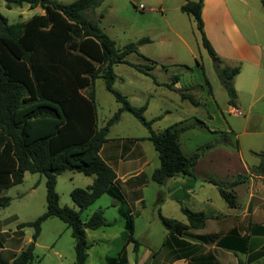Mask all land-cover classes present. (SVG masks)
Instances as JSON below:
<instances>
[{
    "label": "trees",
    "instance_id": "16d2710c",
    "mask_svg": "<svg viewBox=\"0 0 264 264\" xmlns=\"http://www.w3.org/2000/svg\"><path fill=\"white\" fill-rule=\"evenodd\" d=\"M7 7L28 5L40 7L41 15L25 22L10 24L0 12V195L24 182L26 173L40 174L46 179V211L33 222L21 223L18 229L34 228L32 241L17 255L11 264H34L35 244L42 225L49 219H58L70 230L75 241V264H86L90 244L86 230H98L108 226L103 210L93 213L86 221L82 212L101 196L108 194L122 200L113 169L101 158L100 151L108 142L110 128L119 122L123 113L135 117L148 131V140L158 153L160 165L153 172L152 180L163 185L178 176H193L200 153L186 155L181 149L180 135L185 130L173 125L161 132L152 129V121L146 119V105L136 108L128 98L114 89V67L127 64L150 77L155 66L134 64L127 60L131 54H139L145 38L119 50L116 42L101 27V20L91 17L90 12L101 7L105 0H76L64 4L58 0H4ZM204 0H186L181 11L191 17L200 33L202 45L215 59L218 77L227 91L229 104L235 106L237 93L233 79L238 68L222 67L217 54L204 32L202 9ZM264 7V0H262ZM105 81L120 108L103 127L98 126L95 84ZM206 80V79H205ZM206 84L209 86L208 81ZM170 87V86H168ZM183 100L198 106L195 97L182 93ZM252 174L264 177V154ZM64 172L94 176L92 185L76 188L70 197L78 206L75 211L60 205L57 193L58 176ZM222 199L230 208L236 207L233 187H226L212 180ZM236 181L234 184H239ZM234 186V185H233ZM10 198L0 197V207L9 206ZM188 224L159 215L168 232L164 246L174 239L195 238L190 231L204 228L209 217L182 206ZM127 242L138 250L134 238L133 219L127 218ZM264 232V226L259 227ZM1 264V262H0ZM109 264H127L125 248L117 259ZM239 264H247L239 260ZM256 264H264V261Z\"/></svg>",
    "mask_w": 264,
    "mask_h": 264
},
{
    "label": "rangeland",
    "instance_id": "374dc122",
    "mask_svg": "<svg viewBox=\"0 0 264 264\" xmlns=\"http://www.w3.org/2000/svg\"><path fill=\"white\" fill-rule=\"evenodd\" d=\"M58 1L69 4L76 0ZM184 1L163 0V5H161L160 0H105L100 8L90 12L89 15L95 19H99L100 14L104 13L100 25L116 42L119 50H123L130 43H137L145 38L150 40V43L142 44L139 47V54H131L127 60L141 65H152V62H156L150 70L151 76L143 75L127 64L117 65L114 67L116 74L114 89L127 96L131 105L136 108L148 104L144 113L146 119L162 117L154 124L155 130H164L180 123L188 119L189 115L199 117L198 120L201 124H197L195 119L188 122L198 128L183 134L181 138V142L183 145L185 144L183 151L187 155L200 153L201 156H207L213 149L228 148L227 150L231 154H235L236 158L238 157L244 163L257 164L259 158L254 154H264V122L246 124L243 117H236L225 111L229 97L218 77L215 59H212L202 46L201 37L193 19L181 11L180 4ZM255 7L264 15V8L260 0H257ZM0 12L10 24L25 22L35 15L43 14L40 7L31 9L26 4L9 9L4 0H0ZM183 39L186 40L188 46L183 42ZM186 68H191L194 72L188 74L189 72L185 71ZM175 75L181 78L183 87L189 86V82L199 85L202 84L201 80L207 79L216 104L206 93V86L204 90H191L197 99H200L201 106L194 107L190 102L183 101L176 93L170 94L171 102L166 100L164 96L169 92L167 93L163 86L157 87L154 81L170 84L171 78ZM95 92L98 126L101 128L114 115L119 104L106 90L103 79L96 81ZM207 114L212 118L215 115V119L209 121ZM212 128L224 131L225 136L220 134L222 132L213 133ZM244 130L248 132L256 130L257 134H245ZM121 134H127L132 138H142L143 135H148V130L135 117L126 113L119 125L112 128L109 138H117ZM146 145L155 157V162L159 164L158 154L152 144L146 142ZM93 178L95 179L94 176L86 177L75 172L62 173L58 177L56 187L60 205L79 211L78 206L73 203L70 193L76 188H87ZM236 179V181H243L245 177L238 175ZM45 184L46 179L43 175L27 173L22 184L14 186L0 195V197L10 198L8 207H0V220H7L5 221L8 226L7 230L17 232L19 224L33 222L45 213ZM221 184L229 186L226 182ZM205 192L215 198L221 210L227 209V204L220 197L217 188L209 186ZM154 197L153 191L149 189L146 192L149 209L142 217L134 218V236L141 244L139 258H145L152 252H156L157 255L163 252L162 244L167 231L152 211L158 205H155ZM108 199V196H105L84 210L81 215L82 219L87 220L98 211L99 205L104 208L109 206L110 203H106ZM104 213L106 220L113 226L91 232L89 242L103 237L108 238L111 242L96 244L90 251L91 258L87 264H105L103 259L105 252L112 249L113 239L122 230L123 224L113 208L108 207ZM177 216L183 219V215L177 213ZM22 232L24 237L20 246L25 249L31 242L35 231L34 228L26 227ZM15 234L10 233V235ZM72 243L75 246L71 231L63 222L55 218L47 220L43 223L41 234L36 242L34 264H75V250ZM56 251L61 252L59 254H62V258L55 253ZM16 252L20 253L21 250ZM129 252L131 260L134 261L133 244H131Z\"/></svg>",
    "mask_w": 264,
    "mask_h": 264
},
{
    "label": "crops",
    "instance_id": "0c3cea01",
    "mask_svg": "<svg viewBox=\"0 0 264 264\" xmlns=\"http://www.w3.org/2000/svg\"><path fill=\"white\" fill-rule=\"evenodd\" d=\"M185 1L180 4V8ZM260 1L262 4V0ZM256 2L257 0H204L202 9L205 35L222 67L239 69L238 75L233 79V86L237 93L236 104L231 106L228 100L225 111L236 117H243L246 124L264 122V15L257 11ZM159 3L163 5V0H160ZM183 42L187 44L184 39ZM185 71L189 72L188 74L194 72L191 68H186ZM171 79L170 84L161 82L160 84L157 82L158 80L154 81L157 87L163 86L167 93L169 92L164 96L166 100L172 101L171 93H176L180 97L182 93H186L193 95L199 103L198 106H201L200 99H197L191 90H204L206 86V93L215 103L211 86L206 84L207 79L201 80L202 84L199 85L189 82V86L186 87L182 86L179 76L175 75ZM145 105L148 107V104ZM236 111L241 112L242 115L237 114ZM125 114L123 113L119 122L110 128L109 134L112 128L119 125ZM213 116L215 119V115ZM188 117V119L174 124L185 129L180 135L182 151L185 145L181 142L182 135L198 128L188 122L195 119L197 124L200 123L199 117L192 115ZM161 118L156 117L150 120L153 122L152 129L155 132L163 131L154 129V124ZM207 118L209 121L213 120L209 114H207ZM212 129L213 133L222 132L220 134L225 136L224 131ZM231 132L234 133V131ZM244 133L257 134V131L244 130ZM109 134L108 142L103 145L100 156L115 172L122 200L104 194L96 202L108 196L109 199L106 203H110L109 206L104 208L99 205V210H103L104 213L108 207L113 208L123 225L122 230L112 241V249H108L103 256L105 264H109L112 259H117L123 248H125L127 264H239V260L247 264H256L264 261V232L259 229L264 226V177L251 173L252 168L260 162L258 156L259 162L249 165L238 157L236 158L235 154H231L227 150L228 148L213 149L207 156L200 157L194 168L193 176L181 175L168 179L163 185H158L152 180V174L159 167L160 161L159 164L155 162V157L146 145V142H150L148 140L149 131L148 135H143L142 138H132L127 134H121L117 138L111 139ZM184 154L186 153L184 152ZM238 175H244L245 179L235 185ZM212 180L226 182L228 187H233L237 197L235 208H230L227 205V209L221 210L215 198L205 192L209 186L218 189L211 182ZM93 181L94 178L91 179L90 185ZM149 189L154 193L155 205L158 204L152 209L158 219H160L159 215H162L165 218L188 224L187 218L182 212V206L193 212L205 213L209 219L204 228L190 231L195 238L174 239L164 246V241L168 237L167 232L162 244V253L157 255L156 252H152L145 258H139L141 244L139 243L138 250L135 251L134 244L127 242L126 224L127 218L131 217L133 219V235H135L134 218L142 217L149 209L146 201V192ZM177 213L183 215V219H180ZM5 221L0 220V262L11 264L13 259L20 254L16 251L24 250V247L20 246L24 233L23 229H18L17 232L7 230L8 226ZM106 222L108 223L107 227L86 230L87 240L90 244L87 262L91 258L90 251L96 244L111 242L105 237L89 242L91 232L113 226L107 220ZM10 233L16 234L10 235ZM131 244H133V253L135 254L134 261L129 255ZM72 246L75 247L74 243ZM14 248L17 250L15 251ZM55 253L62 258V254H59L61 252L56 251Z\"/></svg>",
    "mask_w": 264,
    "mask_h": 264
},
{
    "label": "built area",
    "instance_id": "2783aa9c",
    "mask_svg": "<svg viewBox=\"0 0 264 264\" xmlns=\"http://www.w3.org/2000/svg\"><path fill=\"white\" fill-rule=\"evenodd\" d=\"M236 113H237V114H239V115H242V113H241V112H239V111H236Z\"/></svg>",
    "mask_w": 264,
    "mask_h": 264
}]
</instances>
